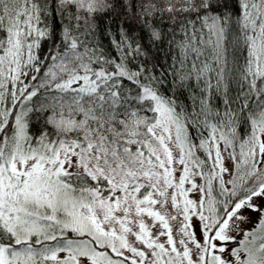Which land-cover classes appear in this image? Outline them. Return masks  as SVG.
I'll return each mask as SVG.
<instances>
[{"label":"snow or ice","instance_id":"6c2138e0","mask_svg":"<svg viewBox=\"0 0 264 264\" xmlns=\"http://www.w3.org/2000/svg\"><path fill=\"white\" fill-rule=\"evenodd\" d=\"M0 264H264V0H0Z\"/></svg>","mask_w":264,"mask_h":264}]
</instances>
